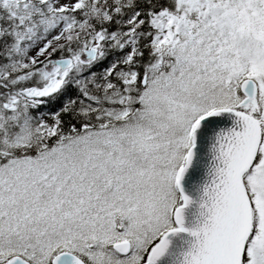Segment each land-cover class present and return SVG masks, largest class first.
<instances>
[{
  "label": "snow or ice",
  "instance_id": "6c2138e0",
  "mask_svg": "<svg viewBox=\"0 0 264 264\" xmlns=\"http://www.w3.org/2000/svg\"><path fill=\"white\" fill-rule=\"evenodd\" d=\"M0 264H264V0H0Z\"/></svg>",
  "mask_w": 264,
  "mask_h": 264
}]
</instances>
